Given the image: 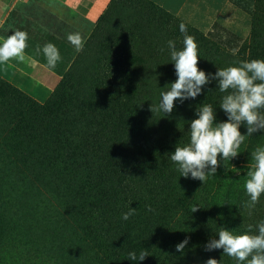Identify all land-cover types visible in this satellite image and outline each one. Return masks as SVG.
<instances>
[{
    "label": "rangeland",
    "instance_id": "obj_1",
    "mask_svg": "<svg viewBox=\"0 0 264 264\" xmlns=\"http://www.w3.org/2000/svg\"><path fill=\"white\" fill-rule=\"evenodd\" d=\"M36 1H21L25 15ZM46 13L37 12L51 31L43 42L62 55L52 67L62 76L52 99L38 104L0 79V264H237L205 245L221 227L240 234L252 225L255 233L264 220V195L249 209L244 188L264 132L247 137L204 183L177 171L170 153L188 143L196 108L211 104L215 122L227 120L215 80L170 115L150 111L177 79L167 42L183 48L184 23L149 0H113L90 21ZM252 16L245 34L216 27L201 35L184 24L198 44V67L211 75L264 59V4ZM76 32L79 52L67 40ZM240 131L247 134L244 125ZM130 207L135 214L122 219ZM132 251L148 256L130 261Z\"/></svg>",
    "mask_w": 264,
    "mask_h": 264
},
{
    "label": "clouds",
    "instance_id": "obj_2",
    "mask_svg": "<svg viewBox=\"0 0 264 264\" xmlns=\"http://www.w3.org/2000/svg\"><path fill=\"white\" fill-rule=\"evenodd\" d=\"M179 27L184 34L183 48L177 49L172 40L167 42L177 79L166 85L167 91L161 92L159 105H151L150 111H162L170 115L177 101L183 103L195 99L210 80L217 81L219 91L226 93L222 97L220 109L226 114L227 120L215 122L216 114L212 105L202 104L196 108L197 118L190 122L188 143L183 146L176 144L175 151L170 153V160L182 177L190 176L204 183L209 176L215 175L221 160L230 161L240 154L239 149L247 137L264 132V59L241 61L236 66L207 74L198 67L200 57L194 37L187 34L184 24ZM28 38V33L21 30L0 38V64L12 60L24 61ZM67 40L77 52L82 51L84 39L80 33H69ZM36 51H42L49 67L54 68L62 59L58 48L51 42L42 47L37 46ZM241 125L246 127V135L241 133ZM248 169L244 188L250 199L246 207L253 209L264 195V147L258 146L251 153ZM146 208L149 212L154 211L151 205ZM198 209L192 207L191 212L195 213ZM135 211L130 207L122 214V219L128 220ZM188 242L186 238L178 243L176 251L183 253ZM217 249H223V255L233 258L237 264H264V220L256 225L255 233L252 225H248L247 230L240 234L221 227L218 239L212 238L205 245V251ZM147 256V251H141L139 255L132 251L128 253V260L143 261ZM205 264H220V261L209 258Z\"/></svg>",
    "mask_w": 264,
    "mask_h": 264
},
{
    "label": "crops",
    "instance_id": "obj_3",
    "mask_svg": "<svg viewBox=\"0 0 264 264\" xmlns=\"http://www.w3.org/2000/svg\"><path fill=\"white\" fill-rule=\"evenodd\" d=\"M22 0H0V38L16 30L28 33L25 60L0 64V78L27 94L35 102L45 105L53 97L62 76L44 63V55L37 46L44 45V34L38 11L45 10L53 20L70 18L72 21H90L106 13L113 0H37L36 11L25 15ZM172 17L208 34L216 27H225L245 34L250 31L253 16L244 12L233 0H149ZM246 3L243 2V5ZM263 5L264 0H255ZM29 14V15H28ZM60 56H62L60 54Z\"/></svg>",
    "mask_w": 264,
    "mask_h": 264
},
{
    "label": "trees",
    "instance_id": "obj_4",
    "mask_svg": "<svg viewBox=\"0 0 264 264\" xmlns=\"http://www.w3.org/2000/svg\"><path fill=\"white\" fill-rule=\"evenodd\" d=\"M233 2L240 7L244 12L249 13L251 15L256 14L255 11V0H233ZM243 2H245L246 4L243 5ZM154 4V3H153ZM159 8V7H158ZM160 9V8H159ZM163 12L166 13V11H164L163 9H160ZM169 15V14H168ZM171 16V15H170ZM180 22L183 23L182 20H179ZM185 24V23H184ZM188 25V24H186ZM190 28H192L194 31H196L197 33L201 34V35H206V33L200 32L199 30H197L195 27L188 25ZM221 28H225V27H221ZM1 79V78H0ZM3 80V79H2ZM4 81V80H3ZM5 83H7L6 81H4ZM9 86H11L12 88H14L15 90L21 92L22 94L26 95L28 98H30L27 94L23 93L22 91L18 90L17 88L13 87L12 85H10L9 83H7ZM31 100H33L32 98H30ZM34 101V100H33ZM39 104V103H38ZM42 105V104H41Z\"/></svg>",
    "mask_w": 264,
    "mask_h": 264
}]
</instances>
